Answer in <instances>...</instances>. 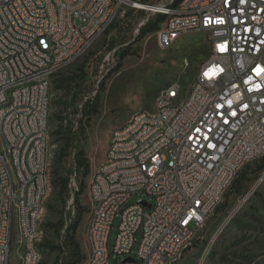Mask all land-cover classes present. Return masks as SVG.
<instances>
[{
	"label": "built area",
	"instance_id": "obj_1",
	"mask_svg": "<svg viewBox=\"0 0 264 264\" xmlns=\"http://www.w3.org/2000/svg\"><path fill=\"white\" fill-rule=\"evenodd\" d=\"M164 10H176V17L160 24L159 46L167 48L183 31L197 28L214 40L211 58L199 68L181 109H174L178 83L171 84L151 109L136 112L137 124L119 126L106 169L94 172L86 187L89 248L81 264H108L117 218L112 252L123 257L122 264H174L186 249L181 241L192 244L239 172L264 157V71L257 74L264 69V0H184L181 6L173 0H0V264H11L12 253L18 258L20 251H27L25 264L42 261L48 72L75 62L78 48L95 43L115 23L123 32L127 19L140 13L136 37ZM117 29L106 37L112 41ZM111 44L94 88L81 94L80 110L119 61V47ZM38 72H45L43 83H36ZM23 79H31V86H23ZM6 87L16 89L15 99L5 97ZM67 166L66 211L73 214L80 182L71 157ZM142 191L151 198L127 204Z\"/></svg>",
	"mask_w": 264,
	"mask_h": 264
},
{
	"label": "rangeland",
	"instance_id": "obj_2",
	"mask_svg": "<svg viewBox=\"0 0 264 264\" xmlns=\"http://www.w3.org/2000/svg\"><path fill=\"white\" fill-rule=\"evenodd\" d=\"M150 1L158 3L165 0ZM140 16V13L132 15L130 19H127L125 31L112 37L115 40L114 46L119 47L118 51L123 49L121 44L125 45L126 41L131 42L130 52L132 53L123 59L121 68L115 70L106 80L100 94L99 113L91 116L90 123L86 127L84 148L90 164V173L86 176V187L92 174L105 160L114 130L121 125H126L136 112L151 109L155 97L171 84H180L184 96L188 95L199 68L209 57V38L201 30L183 33L167 48L159 46L157 30L137 39L138 36L135 37L134 33ZM111 43L112 41L106 35L101 36L88 50L89 52L83 54V57L80 56L77 62L63 67L52 81L48 146L50 177L45 199L46 212L42 221L41 264L54 262L57 253L48 249L47 242L58 243L56 232L51 224L56 223L64 213V206L57 196V188L53 181V168L63 144L62 137L57 133L61 121L56 117V113L65 108L67 111L61 115H67L68 107L66 106H69L70 94L65 88H57L54 81L59 80L61 74L71 76L76 73L79 63L90 62L82 92L91 91L96 82L95 77L98 75V64L103 54L110 50L108 45ZM108 72L110 73V70ZM258 162L259 160L249 165L257 170L255 165ZM63 175L66 174L63 173ZM230 190L231 187L227 191L230 193L228 207L222 212L215 210L208 217L205 224L198 230L192 244L186 247L174 264H264V169L259 172H250L241 193H231ZM150 198L143 191L134 193L127 204H135L141 199L149 200ZM79 199L85 212L77 231V238L83 253L87 256L91 206L87 189ZM117 224L118 218L110 233L111 256L108 264H122L123 257H116L112 252ZM140 239L141 230L135 235L133 252L137 250ZM11 264H18L14 252L11 255Z\"/></svg>",
	"mask_w": 264,
	"mask_h": 264
},
{
	"label": "trees",
	"instance_id": "obj_3",
	"mask_svg": "<svg viewBox=\"0 0 264 264\" xmlns=\"http://www.w3.org/2000/svg\"><path fill=\"white\" fill-rule=\"evenodd\" d=\"M180 1L182 0H175V4H178ZM165 17L164 14L155 15L141 28L137 39L143 38L146 34L158 30L160 24L165 20ZM114 28H118L117 34L122 33L121 24L117 22L107 31L106 35ZM112 41L111 46H114L115 40L113 39ZM130 43L128 41L126 46L118 52L119 61L117 65L110 69V73L108 72L104 75L99 83L98 92L93 98L84 102L81 110L79 109V101L82 94V86L87 78L91 63L85 61L79 63L76 73H73L71 76L61 74L59 75V80L55 79L54 81L57 88H65L67 90L68 94H70V102L69 106H66V108L68 107L66 116L61 115V113L67 111L65 108L56 113V117L61 121L57 133L62 137L63 144L54 164L53 181L57 188V196L64 206V213L61 214L56 223L51 224L56 232L58 243L55 241L51 243L47 242L48 249L57 253L53 264H81L86 259L77 238V231L83 220V213L85 212V208L80 204L79 198L86 189V176L90 173L89 159L86 157L84 148L86 127L90 123L91 116L99 113L100 94L106 80L115 70L121 68L123 59L132 53L130 52ZM77 61L78 59L75 62ZM68 157L72 158L80 182V189L75 193V211L73 214L66 211V202L69 196V174L71 171L69 167L67 168ZM255 167L257 170L253 169L250 165H246L239 172L231 186V193H241L251 171L259 172L264 169V157L259 160ZM63 173L66 175L62 176ZM229 195L230 193H227L224 201L216 208L217 212H222L228 207Z\"/></svg>",
	"mask_w": 264,
	"mask_h": 264
},
{
	"label": "bare ground",
	"instance_id": "obj_4",
	"mask_svg": "<svg viewBox=\"0 0 264 264\" xmlns=\"http://www.w3.org/2000/svg\"><path fill=\"white\" fill-rule=\"evenodd\" d=\"M182 2H184V0L180 1L178 4H175V2H173V6H181ZM128 5H135V0H128ZM164 15L166 17H176V10H164ZM194 30H200V29L190 28L188 30L183 31V33L194 31ZM209 42H210V53L207 59L211 58L212 50L214 47V40L209 39ZM93 45L94 43H89V45H82L80 48H78V58L82 56L83 54H85L88 50H90ZM56 74H57L56 72H48V81L50 84H52L53 78ZM44 80H45V72H38L36 74V83H43ZM23 86H31V79H23ZM168 88H170V86H167L164 89H168ZM191 89H190V92H191ZM5 97L7 99H15L16 89L14 87H6ZM188 101H189V93L188 95L184 96L181 90V85L178 84V94L176 97V102H174V109H181V106H183V104L187 103ZM51 106H52V97L49 98V102H48V107H47L48 116H50ZM0 119H2V107H0ZM137 121H138V113H136L127 124H137ZM0 132H1V122H0ZM49 132H50V123L47 122V134H49ZM119 137H120V128L115 129L114 132L112 133L109 145H115V141ZM48 146H49V137H46L45 157H44V163H43V172L45 173V175H47L46 190H48L49 177H50L49 167H48L49 166ZM107 154H110V146L108 147ZM105 169H106V161H104L95 172H102ZM8 245H15V238H8ZM186 247H188V241H181V248H186ZM17 259H18V264H25V259H27V251H20V257H18ZM33 264H41V263L33 262Z\"/></svg>",
	"mask_w": 264,
	"mask_h": 264
},
{
	"label": "water",
	"instance_id": "obj_5",
	"mask_svg": "<svg viewBox=\"0 0 264 264\" xmlns=\"http://www.w3.org/2000/svg\"><path fill=\"white\" fill-rule=\"evenodd\" d=\"M143 203H144V204H147L146 201H143ZM148 207L150 208V207H151V204H148ZM131 260H132V258H131V257H128V258H126L124 261H131Z\"/></svg>",
	"mask_w": 264,
	"mask_h": 264
},
{
	"label": "snow or ice",
	"instance_id": "obj_6",
	"mask_svg": "<svg viewBox=\"0 0 264 264\" xmlns=\"http://www.w3.org/2000/svg\"><path fill=\"white\" fill-rule=\"evenodd\" d=\"M261 71H264V69H259L258 72H257V74H259Z\"/></svg>",
	"mask_w": 264,
	"mask_h": 264
}]
</instances>
